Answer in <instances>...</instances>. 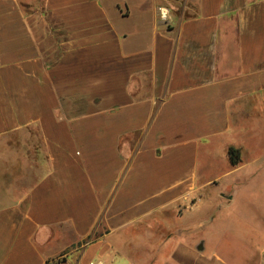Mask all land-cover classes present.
Here are the masks:
<instances>
[{
	"label": "crops",
	"instance_id": "0c3cea01",
	"mask_svg": "<svg viewBox=\"0 0 264 264\" xmlns=\"http://www.w3.org/2000/svg\"><path fill=\"white\" fill-rule=\"evenodd\" d=\"M263 175L264 0H0V264H264Z\"/></svg>",
	"mask_w": 264,
	"mask_h": 264
},
{
	"label": "rangeland",
	"instance_id": "374dc122",
	"mask_svg": "<svg viewBox=\"0 0 264 264\" xmlns=\"http://www.w3.org/2000/svg\"><path fill=\"white\" fill-rule=\"evenodd\" d=\"M164 15H165V17L163 16L162 12H160V11H159V13L157 15V20L160 23H162V24H164L169 19V14H168L167 11L164 12ZM218 174L220 175L222 173L220 172ZM236 176L237 175H234V177L232 178V180L234 182H236L237 180L240 179V178H237ZM249 176H251V175L245 174V175L241 176V179H245L246 180V179H248ZM227 181H229V180H227ZM231 185H233V184H231ZM224 187H226L225 184H223V188ZM220 189L221 188L218 187V186H215V185L211 186V190H212L211 192H214V193L210 192L209 193L210 197L211 198H219V199H221L222 197L227 198L226 195H224V196L223 195L220 196V195H217V194L215 195V193L221 192ZM233 189H234V187H231L230 190H233ZM263 195H264V175L262 177H260L259 180L255 181L252 184L251 188L248 191V195L247 196L245 195V198H244L245 200L241 201V202H239L240 201L239 200L238 203L241 204V205H239L237 203L236 204L237 206L235 205L233 207V210L235 212L241 214L242 211H246L248 208H250L251 211L248 214H245V215H248L252 222L258 223V222L262 221L263 218H264V209H263L264 208V204H262L263 199H264ZM192 200H193V202H190L189 206L185 205V204H181L179 207H177L176 211H173L174 214L170 213V218H174L176 214L182 215L184 210L190 211L191 207H192V204L197 200V198H193ZM226 201H227V199H226ZM237 213L234 214L235 217L237 216ZM224 214H227V213L225 211L223 212V210L219 211V215H224ZM230 229L239 231V230H244V227L237 220V218H233V222H232V225H231ZM144 256H145L144 254H140V255H138V259L141 261V258H143Z\"/></svg>",
	"mask_w": 264,
	"mask_h": 264
},
{
	"label": "trees",
	"instance_id": "16d2710c",
	"mask_svg": "<svg viewBox=\"0 0 264 264\" xmlns=\"http://www.w3.org/2000/svg\"><path fill=\"white\" fill-rule=\"evenodd\" d=\"M238 150L234 149V148H230L229 149V157L231 160V163L233 165H236L238 161H236V157L238 156Z\"/></svg>",
	"mask_w": 264,
	"mask_h": 264
},
{
	"label": "built area",
	"instance_id": "2783aa9c",
	"mask_svg": "<svg viewBox=\"0 0 264 264\" xmlns=\"http://www.w3.org/2000/svg\"><path fill=\"white\" fill-rule=\"evenodd\" d=\"M163 16L165 17L164 13L162 12Z\"/></svg>",
	"mask_w": 264,
	"mask_h": 264
}]
</instances>
